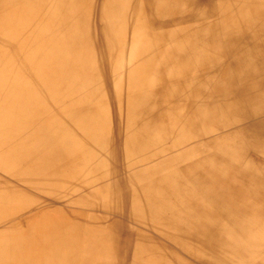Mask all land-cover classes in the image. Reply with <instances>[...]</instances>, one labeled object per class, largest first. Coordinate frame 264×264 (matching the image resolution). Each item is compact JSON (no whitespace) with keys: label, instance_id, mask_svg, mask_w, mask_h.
I'll use <instances>...</instances> for the list:
<instances>
[{"label":"bare ground","instance_id":"bare-ground-1","mask_svg":"<svg viewBox=\"0 0 264 264\" xmlns=\"http://www.w3.org/2000/svg\"><path fill=\"white\" fill-rule=\"evenodd\" d=\"M163 132L211 149L196 186L264 197V0H0V264H194L123 216L179 181L131 163Z\"/></svg>","mask_w":264,"mask_h":264},{"label":"rangeland","instance_id":"rangeland-1","mask_svg":"<svg viewBox=\"0 0 264 264\" xmlns=\"http://www.w3.org/2000/svg\"><path fill=\"white\" fill-rule=\"evenodd\" d=\"M176 134L170 135L164 132L159 133L158 135H156L158 137V140H155L153 142L154 146L152 145L146 150L137 152L134 161H132L131 163H134L137 168H140L141 165H137L139 163L137 161L140 159L147 158L145 162L147 160L153 161L159 158H161L162 160L165 159L166 161L171 160L173 162H171V164H169L166 169L161 167L164 169H162L163 171L161 170V172L163 174H168V176L170 177L173 176L174 178H179L178 183L177 179H172V182L168 181L167 183L163 182L155 185V187H157L153 189H156V191L150 194L151 196H153V201L151 203V205L153 206H150L148 199L146 200L147 196L144 197V195H142V203L144 205L142 204L141 209L138 210V212L136 211V214L126 213L125 215L123 214V216L129 218V222L134 227V230L140 231V229H143L146 231V234L152 232L154 235L148 236V238L153 240L154 243L160 241V243L162 244L164 242L165 244L163 243L162 245L171 247L185 257L190 256L191 258H187L194 264H229L230 262V264H264V197L260 193L258 194L255 191L256 188L253 186H240L239 190L242 191L241 195H235L233 193L234 187L229 188V183L222 184L220 182H198V186H196V183L193 180L195 179L194 174H189L188 171L185 170V168L191 162L198 163L199 161L206 160L204 156L209 157L211 149L208 150V148L201 147L198 148L199 151L196 149V151L193 150L189 152L195 153L186 157V151L188 152V149L200 140L199 138H196L197 140H194L193 142L189 140L181 142L180 135L178 133ZM189 134L193 135L195 133L192 134V131L189 130ZM242 141L247 142L248 140L232 139L230 143L231 148H234V150H238L235 152V154H241L247 151L246 147L249 143H247L245 146ZM252 150L253 148H251L250 153L253 152ZM204 151L207 153H205ZM198 154L200 155L198 156ZM151 155H155L151 157L152 160H150V158L148 159V157H150ZM107 160L116 161V164H119L121 166L119 168L121 169H132V166L130 164L129 167L124 166V158L119 157L114 158V160ZM152 163H154V161ZM214 163L215 161L212 158H207L204 166L211 171V165H213ZM211 172H208V174H210L209 176H212L211 174H214ZM118 175L119 174L116 173L114 174V177H117ZM235 184L240 185L239 183ZM187 187H189L190 189H188ZM138 191L144 194V188H141ZM169 195L172 196L169 197ZM161 199L163 202L161 201ZM230 199L232 200L231 205L225 206L224 204H222L223 201L228 202V200ZM101 200L103 201V199ZM102 201H99V203ZM164 205L169 209L171 208V210H180L178 213L181 212L182 216L184 214H190L191 222L193 226H195L192 231L190 233H187L183 230L172 229L173 227H171V225L174 221H176L175 217L178 214L176 216L171 212V214H169L167 212V208ZM154 206L156 207V209L152 208ZM75 207H79V205H76ZM165 210L167 212V215L166 212H164ZM210 215L212 218L210 217ZM197 222L200 224H207V226L209 227L207 229V232H204L199 227H197L195 225L198 224ZM168 224H170V226ZM147 228L148 230H150L148 231ZM198 229L201 232H198ZM196 236H201L203 239L207 241L209 240L211 244H215L212 246V249L208 247L206 248L205 244H201L198 243V241H195ZM155 239L158 241H156ZM174 240L176 241L174 242ZM231 244L235 245V247ZM229 246L231 247V250Z\"/></svg>","mask_w":264,"mask_h":264}]
</instances>
